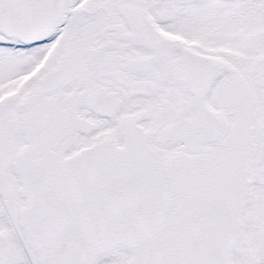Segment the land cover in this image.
Masks as SVG:
<instances>
[{
  "label": "snow or ice",
  "instance_id": "1",
  "mask_svg": "<svg viewBox=\"0 0 264 264\" xmlns=\"http://www.w3.org/2000/svg\"><path fill=\"white\" fill-rule=\"evenodd\" d=\"M0 264H264V0H0Z\"/></svg>",
  "mask_w": 264,
  "mask_h": 264
}]
</instances>
